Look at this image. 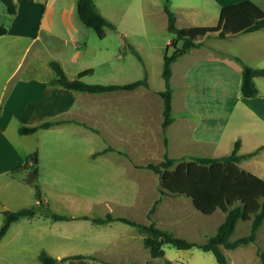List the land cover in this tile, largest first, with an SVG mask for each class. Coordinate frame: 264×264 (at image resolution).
I'll use <instances>...</instances> for the list:
<instances>
[{
	"label": "rangeland",
	"instance_id": "obj_1",
	"mask_svg": "<svg viewBox=\"0 0 264 264\" xmlns=\"http://www.w3.org/2000/svg\"><path fill=\"white\" fill-rule=\"evenodd\" d=\"M164 1L103 0L114 18V27H105L104 37L99 38L91 28L84 26L89 50L80 67L91 66L93 72L82 78L83 81L122 84L146 76L149 85L148 88L139 87L134 91L84 92L77 100L80 108L78 115L99 129L97 132L75 125L61 132L55 129L41 130L32 136L20 134L17 128L23 124L16 121L13 125L9 124L7 134L18 151L27 155L38 154L39 161L35 162L33 170L46 199L45 205L51 210L69 214L77 209L90 217L110 212L114 216L128 217L141 223L153 222L174 235L201 243L215 233L224 219V212L216 209L211 214H203L194 208L189 197L161 193L159 174L139 166L157 163L165 153L179 152L177 145L169 146L165 153L161 146V140L164 147L167 144H164L163 134L161 139L162 100L156 90L164 87L161 76L163 54L172 38L166 27ZM212 1L170 0L169 7L175 13L178 27L213 25L217 19H211L212 13L208 14L205 7ZM10 17L9 14L0 16V25L7 27ZM3 39L0 38V45ZM204 41H208V38H204ZM171 45L168 52L173 49ZM24 47L22 44L16 48L12 53V62L24 65L30 60L31 51L24 53ZM104 59L107 62L100 63ZM174 85L177 88L178 84ZM179 94L175 93L177 109L180 108ZM126 110L130 116H127ZM142 137L150 138V141L144 143ZM106 140L127 151L131 160L142 163L136 165L139 168H131L130 160L124 156L92 155L106 145ZM216 152L210 151L209 154ZM24 169L22 165L8 172H0V226L4 209L15 210L35 205L34 190L23 178ZM250 225L251 219L238 220L229 239L247 235ZM260 226L258 236L253 241L234 248L220 246L229 264H262L259 253L264 250V221ZM93 227L95 230L78 229L71 233L66 229V238L61 240L64 251L84 252L95 241V247L102 252L107 249L105 257L117 264H127L125 246L131 249L133 261L130 264H167V260L170 264H217L211 251L196 247L179 249L168 243L163 244V256L152 258L142 243V234L136 232L137 228L119 220H112L110 224H93ZM54 234L56 231L51 226L50 216L38 211L31 217H20L0 238V264H43L38 259V253L44 250L53 255L49 250L53 248L51 242L54 241ZM71 263L113 264L96 256L86 257V260L74 259L73 262L68 259L55 264Z\"/></svg>",
	"mask_w": 264,
	"mask_h": 264
},
{
	"label": "crops",
	"instance_id": "obj_2",
	"mask_svg": "<svg viewBox=\"0 0 264 264\" xmlns=\"http://www.w3.org/2000/svg\"><path fill=\"white\" fill-rule=\"evenodd\" d=\"M102 1L93 0L98 11L112 22L114 18ZM237 1L241 0L229 2L213 0L205 5L206 12L212 13L211 19H218L222 6ZM252 1L264 10V0ZM14 2L16 12L11 15L9 25L7 27L0 25V38H5L0 45V172H8L14 167L26 165L27 154L18 151L7 134L10 123L13 125L19 121L18 123L23 125H34L45 120H65L28 134L32 136L39 134L41 130L55 129L61 132L67 128H74L75 125H81L88 130L92 128L96 132L99 130L79 118L80 108L77 106V100H80L84 92L50 83L54 77V72L48 65L50 60L58 61L70 78L84 69L92 68L80 67L83 57L88 54L89 46L85 25L77 15L76 0H14ZM5 14L4 11L0 12V16ZM204 38H208V41L205 42ZM201 39L199 46L189 49L171 63L172 122L165 129L166 147L162 145L161 140L163 152H168L169 146L177 145L179 152L168 153L170 157L220 156L230 152L237 139L240 141L239 153H246L264 145V76L253 77L257 88L255 96L246 97L240 92L242 65L264 68V27L224 38L209 36ZM70 43L73 44L72 47ZM22 44L23 47L25 45L24 53L27 50L31 51V58L24 65L11 61L12 53ZM180 44V41L176 43L178 46ZM106 62L107 59L100 61L102 64ZM86 75L82 78L84 79ZM174 84H178L177 88ZM139 87L148 88L138 86L127 91L138 90ZM176 92L180 93L179 109L175 106ZM126 114L130 116L128 110ZM161 122L162 119L160 130ZM142 140L148 143L150 138L142 137ZM106 142L104 147L92 155H97L98 151L110 146L113 150L101 154L124 156L130 160L129 166L133 169L139 168L136 165L142 164L131 160L129 153L123 151V148L115 145L113 141ZM210 151L218 152L209 154ZM38 161L39 157L35 152L34 161H29V164L33 167ZM237 165L264 179V148L248 158H242ZM42 197L46 201L43 193ZM64 215L69 219L51 218V226L56 231L52 238L54 241L51 242L53 248L49 250L53 257L81 254L96 256L107 263H116L105 257L107 249L102 252L95 247V241L94 245L84 252L74 250L66 253L64 242L61 241L66 238V229L69 233L78 229L95 230L93 224L97 223L82 218V215L87 214L80 213L77 209ZM260 227L255 232V238ZM136 232L142 234L138 229ZM141 236L143 243V234ZM130 252V247L125 246L127 264L133 261Z\"/></svg>",
	"mask_w": 264,
	"mask_h": 264
},
{
	"label": "trees",
	"instance_id": "obj_3",
	"mask_svg": "<svg viewBox=\"0 0 264 264\" xmlns=\"http://www.w3.org/2000/svg\"><path fill=\"white\" fill-rule=\"evenodd\" d=\"M1 1L4 4V13L9 15L15 14L16 3L14 0ZM169 3L170 0H165L163 9L167 16L166 27L172 34V38L166 44L163 54L161 76L164 81V87L156 92L162 100L161 130L165 145L167 144L165 129L172 122L171 63L189 49L199 46L203 37L224 38L264 27V10L252 0H241L222 6L217 22L213 25H193L187 27H178L176 25L175 13L170 9ZM76 11L80 21L86 27L91 28L99 38L104 37L105 27H114V24L98 11L93 0H76ZM179 41L181 42L180 46L176 45ZM170 44H172L173 49L171 52H168ZM132 50L141 59L137 51L135 49ZM236 59L240 60L238 57ZM48 65L54 72V77L50 80L51 84H59L64 88L81 92L99 93L115 90H132L138 86H149L146 76L122 84L87 83L82 80V76L92 73V68L84 69L78 72L75 77L70 78L66 75L58 61L50 60ZM256 75L264 76V68H255L247 64L242 65L240 92L243 96L251 97L257 94V88L253 81V77ZM64 121L63 119L45 120L34 125H20L17 130L20 134H32L41 128H48ZM239 146L240 141L237 139L231 151L220 156L194 155L185 159L170 157L165 153L164 158L157 163L150 162L145 165H139L159 174L161 193L185 195L190 198L194 208L203 214H211L216 209L224 212V219L218 225L215 233L201 243L174 235L170 230L161 228L153 222L141 223L128 217L114 216L110 212H106L103 216L90 217L82 215L81 217L90 219L97 224L119 220L135 226L143 234V245L148 249L149 255L152 258L163 256V244L168 243L179 249L196 247L203 251H211L217 264H229L220 246L234 248L241 243L253 241L257 228L264 221V179L239 168L237 165L242 158H248L256 154L260 149L264 148V145H260L256 149L246 153H239ZM108 150H113V148L107 146L98 151V153ZM119 153L121 152L119 151ZM34 157L35 153L26 155L23 178L34 190L35 205L15 210L4 209L2 211L3 222L0 226V238L6 233L12 222L22 216L31 217L38 211L55 220L69 219L68 216L53 212L45 205L36 171L29 164V161H34ZM176 161L177 163L172 167ZM249 219H251L249 233L230 240V235L233 233L237 221ZM259 255L261 263L264 264V250L260 251ZM86 257L91 256L76 254L57 258L47 254L44 250L38 253V259L43 264H55L63 260L69 259L72 261L73 259H83ZM166 263L170 264V261L167 260Z\"/></svg>",
	"mask_w": 264,
	"mask_h": 264
},
{
	"label": "built area",
	"instance_id": "obj_4",
	"mask_svg": "<svg viewBox=\"0 0 264 264\" xmlns=\"http://www.w3.org/2000/svg\"><path fill=\"white\" fill-rule=\"evenodd\" d=\"M1 1V0H0ZM4 11V4L3 2L1 1L0 3V12H3Z\"/></svg>",
	"mask_w": 264,
	"mask_h": 264
}]
</instances>
